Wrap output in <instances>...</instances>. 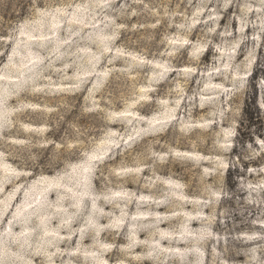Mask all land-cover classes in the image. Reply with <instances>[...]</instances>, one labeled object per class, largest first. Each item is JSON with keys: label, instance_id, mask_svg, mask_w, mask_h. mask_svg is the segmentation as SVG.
<instances>
[{"label": "rangeland", "instance_id": "rangeland-1", "mask_svg": "<svg viewBox=\"0 0 264 264\" xmlns=\"http://www.w3.org/2000/svg\"><path fill=\"white\" fill-rule=\"evenodd\" d=\"M0 264H264V0H0Z\"/></svg>", "mask_w": 264, "mask_h": 264}, {"label": "trees", "instance_id": "trees-1", "mask_svg": "<svg viewBox=\"0 0 264 264\" xmlns=\"http://www.w3.org/2000/svg\"><path fill=\"white\" fill-rule=\"evenodd\" d=\"M254 113H255V112H254ZM254 113L251 112V116H253ZM251 116L249 117V118H250V121H253V120H251ZM257 119H260V116L256 114V120H257Z\"/></svg>", "mask_w": 264, "mask_h": 264}]
</instances>
